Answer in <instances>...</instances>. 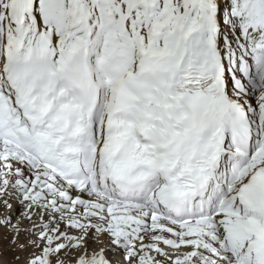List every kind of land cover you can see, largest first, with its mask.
<instances>
[{"label": "snow or ice", "instance_id": "6c2138e0", "mask_svg": "<svg viewBox=\"0 0 264 264\" xmlns=\"http://www.w3.org/2000/svg\"><path fill=\"white\" fill-rule=\"evenodd\" d=\"M0 264H264V0H0Z\"/></svg>", "mask_w": 264, "mask_h": 264}, {"label": "rangeland", "instance_id": "374dc122", "mask_svg": "<svg viewBox=\"0 0 264 264\" xmlns=\"http://www.w3.org/2000/svg\"><path fill=\"white\" fill-rule=\"evenodd\" d=\"M4 246H6V242H4ZM4 261H8L11 259V253H5L4 257H3Z\"/></svg>", "mask_w": 264, "mask_h": 264}]
</instances>
